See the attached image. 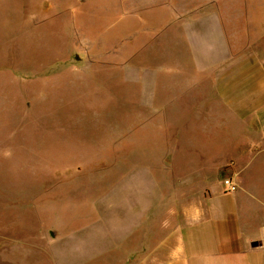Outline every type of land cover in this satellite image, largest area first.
<instances>
[{"label": "rangeland", "instance_id": "1", "mask_svg": "<svg viewBox=\"0 0 264 264\" xmlns=\"http://www.w3.org/2000/svg\"><path fill=\"white\" fill-rule=\"evenodd\" d=\"M230 10L264 0H0V264H144L114 261L146 251L115 246L120 201L241 148L193 99L192 19ZM245 175L263 194L264 158ZM220 191L213 239L238 226Z\"/></svg>", "mask_w": 264, "mask_h": 264}, {"label": "crops", "instance_id": "2", "mask_svg": "<svg viewBox=\"0 0 264 264\" xmlns=\"http://www.w3.org/2000/svg\"><path fill=\"white\" fill-rule=\"evenodd\" d=\"M192 22L194 68L202 74L193 79L197 114L211 129L217 127L220 137L239 138L241 148L223 162L199 159L191 172L172 181V189L168 179L150 178L143 197L136 192L120 201L118 214L125 222L115 226V246L120 249L127 233L140 230L146 251L141 256L120 252L114 261L264 264V222L253 225L264 210V193L245 175L256 158H264V16L230 10L198 14ZM226 177L237 185L231 192L234 213L229 218L238 226H230L224 238L213 239L205 221L220 213L215 198H227L220 191Z\"/></svg>", "mask_w": 264, "mask_h": 264}, {"label": "built area", "instance_id": "3", "mask_svg": "<svg viewBox=\"0 0 264 264\" xmlns=\"http://www.w3.org/2000/svg\"><path fill=\"white\" fill-rule=\"evenodd\" d=\"M224 187L227 192H233L236 190L237 185L234 182V180L230 177L224 179ZM262 246L264 247V231L262 235V241H261Z\"/></svg>", "mask_w": 264, "mask_h": 264}]
</instances>
